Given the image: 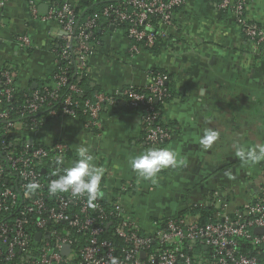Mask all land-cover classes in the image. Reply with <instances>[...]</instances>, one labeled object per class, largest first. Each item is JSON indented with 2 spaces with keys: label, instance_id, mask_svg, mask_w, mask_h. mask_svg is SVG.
Instances as JSON below:
<instances>
[{
  "label": "built area",
  "instance_id": "obj_1",
  "mask_svg": "<svg viewBox=\"0 0 264 264\" xmlns=\"http://www.w3.org/2000/svg\"><path fill=\"white\" fill-rule=\"evenodd\" d=\"M6 1L0 0V7ZM214 1L218 10L232 14L249 42L264 43V29L246 17L248 0ZM86 4L90 14L83 20L78 19L77 7L67 4L51 2L43 17L30 5L33 19L55 21L59 29L55 69L39 89L19 91L11 69L0 67V264H112L113 258L117 264H197L195 258L201 256L190 254L196 246L208 251L207 264H258L255 257L240 253L237 245L242 240L264 250V187L253 204L232 214L219 205L221 212L213 223L201 226L176 216L152 222L148 233L141 231L119 197L106 202L99 197L89 206L86 197L49 195L48 184L57 178L53 172L65 167L70 149L60 141L44 145L36 139L48 122L80 117L86 129L99 131L103 111L126 105L141 112L147 150L160 148L172 136L154 108V103L168 97L166 73H150L143 87L146 93L125 87L112 94L97 92L80 102L82 90L75 83L67 85L68 72L73 69L74 77L88 79L89 61L101 44L95 32L102 22L109 28L124 27L126 53L134 57L172 35L175 11L185 0H88ZM18 43L29 46L27 37H20ZM61 89L67 90L63 96ZM22 93V105L14 106V97ZM58 157H63L60 165ZM31 182L40 188L25 197V185ZM133 191V182L118 188L120 193ZM107 229L122 241L121 247L103 238ZM64 247L68 254L62 253Z\"/></svg>",
  "mask_w": 264,
  "mask_h": 264
},
{
  "label": "crops",
  "instance_id": "obj_2",
  "mask_svg": "<svg viewBox=\"0 0 264 264\" xmlns=\"http://www.w3.org/2000/svg\"><path fill=\"white\" fill-rule=\"evenodd\" d=\"M86 1L7 0L0 7V67L11 69L19 91L49 81L60 42L56 22L33 19L30 5L43 17L51 2L79 7ZM246 17L264 29V0H248ZM174 27L167 40L134 57L126 53L122 30H101L85 85L112 94L125 87L143 88L152 71L166 73L173 97L162 111V122L172 129L165 147L177 150L186 166L163 170L154 182L139 179L128 161L147 150L141 112L125 105L103 111L99 131L86 129L78 119L63 118L48 123L36 137L44 145L65 143L70 157L78 147H87L93 162L104 169L105 202L127 182L143 185L142 191L159 192L156 200L163 204L147 211L137 201L133 207V198L123 205L146 233L153 230L158 211L162 219L181 215L188 223H198L193 208L216 210L225 205V212L233 213L253 204L264 187V161L244 165L232 147L264 143V43L249 42L232 14L218 10L214 0H185L175 11ZM20 37L29 40L27 48L18 43ZM208 129L217 131L219 138L204 149L199 138ZM195 261L207 264L203 256Z\"/></svg>",
  "mask_w": 264,
  "mask_h": 264
},
{
  "label": "clouds",
  "instance_id": "obj_3",
  "mask_svg": "<svg viewBox=\"0 0 264 264\" xmlns=\"http://www.w3.org/2000/svg\"><path fill=\"white\" fill-rule=\"evenodd\" d=\"M218 138L219 133L217 131L208 129L199 138V144L207 149ZM232 147L235 157L244 165H255L264 161V143L251 146L234 143ZM77 155L78 159L70 167H65L59 172H53V176L57 178L50 180L47 190L51 196L69 193L74 198L86 197L88 205L94 206V201L102 195L100 185L104 176V169L93 163L94 157L87 147H78ZM62 162L63 157H58L57 165L62 164ZM128 164L131 171L139 179L154 182L161 171L186 166V159L180 156L177 150L171 148H152L131 157ZM39 188L40 185L36 182L28 183L25 185L23 195L28 197L36 193ZM112 264H117L115 258H113Z\"/></svg>",
  "mask_w": 264,
  "mask_h": 264
},
{
  "label": "trees",
  "instance_id": "obj_4",
  "mask_svg": "<svg viewBox=\"0 0 264 264\" xmlns=\"http://www.w3.org/2000/svg\"><path fill=\"white\" fill-rule=\"evenodd\" d=\"M88 5L85 3L84 5H81L79 7H77L76 9V13L78 15V19L80 20H83L88 14H90L89 11H87V8ZM123 28L124 27H119L118 29L119 30H122L123 31ZM110 28L108 26H106L105 23H101L100 25V28L95 32V36L97 39L100 38V31L104 30V31H108ZM153 49V48H152ZM73 69L72 70H69L68 72V83L67 85H70L72 83H75L77 85V87L79 89L82 90V97L80 99H78V101H85L87 99H91V97L97 93V92H100L96 87L94 88H89L87 85H85V80L83 79H77V77L73 76ZM152 75H156L158 73H162V72H159V71H152L151 72ZM166 91L168 92V97L166 99H164L162 102H156L154 103V108L156 109V111L160 114H162V111H163V108L164 106L172 99L173 97V94L169 88V77H168V80L165 84V87ZM39 89V87L36 88V90ZM139 93H146V90L144 88H138L137 90ZM25 93V92H24ZM20 94V95H16L14 97V100H13V104L14 106L18 107V106H21L23 101H24V97H23V94ZM65 93H67V90L65 89H61L59 91V94L60 96H63ZM126 106V105H125ZM128 107V106H126ZM130 108V107H129ZM82 123L84 122V119L83 118H80L79 119ZM50 123V122H48ZM47 123V124H48ZM167 129L170 130V132L172 133V129L167 126ZM168 141L164 142L160 148H165V146L167 145ZM62 170V169H61ZM60 170V171H61ZM59 172V171H57ZM43 176H46V175H43ZM102 186V182H101V185H100V188ZM261 196V195H259ZM258 196V197H259ZM100 199L102 200V202H104L102 196H100ZM257 200V199H256ZM255 200V201H256ZM254 201V202H255ZM107 206V205H106ZM223 206V205H222ZM225 206V205H224ZM241 209V208H239ZM238 210V209H237ZM192 212H194V214H197L198 215V224L201 225V226H205L207 224H210V223H213L216 221V218H217V214L219 213V209H216L214 210L213 208L211 207H195L193 208V210H191ZM236 211V210H235ZM221 212V211H220ZM234 213V212H233ZM232 214V213H230ZM180 217H182L180 215ZM159 219H154L152 222L154 221H158ZM103 238L112 242L116 247H121L123 245L122 241L116 237H113L111 235V231H109L108 229L105 231V233L103 234ZM237 249L239 250L240 253L242 254H245V255H249V256H253L255 257L257 260H258V264H264V250L262 249H256V248H252L250 247L245 241H242V240H239L238 241V245H237ZM191 255H200V256H203L205 257L206 259L209 258V255H208V251L204 250L203 247L201 246H196L194 249H193V253H190ZM211 261V260H210ZM213 264V262H212Z\"/></svg>",
  "mask_w": 264,
  "mask_h": 264
},
{
  "label": "rangeland",
  "instance_id": "obj_5",
  "mask_svg": "<svg viewBox=\"0 0 264 264\" xmlns=\"http://www.w3.org/2000/svg\"><path fill=\"white\" fill-rule=\"evenodd\" d=\"M34 139H35V137H34ZM35 142H36V140H35ZM73 155L74 156L68 158V161H67L65 167H70L78 159L77 152H74ZM134 185H135V191H133L132 193H120V192H118V189H117V191L114 193L113 197L114 198H118L119 197L120 201L122 202V204L125 207H126L127 204L130 205L131 201H129V200L133 198L132 203H131V204L134 203L133 207H136L138 205L137 202H139V206H141V208L145 209V211L148 210L149 206H159L160 204H163L162 201H157L156 200V197L160 196L159 192H157V193L156 192H152V190L151 191H149V190L142 191L143 190V185H141V184L138 185L137 183H134ZM137 199H140V201H138ZM152 203H155V204L152 205ZM163 206L166 207V205H163ZM134 214H135V212H134ZM157 215H159V216H157L158 217L157 219H162L163 215H161L159 211L157 212Z\"/></svg>",
  "mask_w": 264,
  "mask_h": 264
},
{
  "label": "water",
  "instance_id": "obj_6",
  "mask_svg": "<svg viewBox=\"0 0 264 264\" xmlns=\"http://www.w3.org/2000/svg\"><path fill=\"white\" fill-rule=\"evenodd\" d=\"M111 29H112V27H111ZM259 231L258 230H255V233H258ZM39 237V235L37 236V238ZM68 252H69V248L68 247H64L63 249H62V253L63 254H68ZM142 257H143V255H141Z\"/></svg>",
  "mask_w": 264,
  "mask_h": 264
}]
</instances>
